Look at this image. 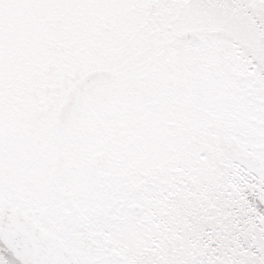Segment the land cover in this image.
<instances>
[{
	"label": "snow or ice",
	"instance_id": "1",
	"mask_svg": "<svg viewBox=\"0 0 264 264\" xmlns=\"http://www.w3.org/2000/svg\"><path fill=\"white\" fill-rule=\"evenodd\" d=\"M0 264H264V0H0Z\"/></svg>",
	"mask_w": 264,
	"mask_h": 264
}]
</instances>
